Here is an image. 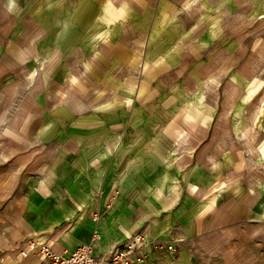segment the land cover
<instances>
[{
  "label": "crops",
  "instance_id": "0c3cea01",
  "mask_svg": "<svg viewBox=\"0 0 264 264\" xmlns=\"http://www.w3.org/2000/svg\"><path fill=\"white\" fill-rule=\"evenodd\" d=\"M100 1L109 12L106 27L116 33L118 28L125 29V35H116L114 46L108 49L113 59L128 61L131 73L143 62L141 73L150 79L145 83L153 84L157 82L155 77L163 75L169 83L166 89L185 100V112L178 119V128L183 130L173 138L177 147L171 162L158 164L151 175L152 166L150 169L143 160L137 164V173L149 186L142 183L141 195L135 192L140 195L135 200L141 206L139 216L128 195V218L134 221L128 227V237L121 239L111 235L105 214L98 220L91 216L98 208L94 201L91 209L89 206L95 189L100 193V167L86 169L84 163H77L63 168L53 163L51 150L48 154V148L35 146L38 121L33 113L37 103L22 101L23 115H17L14 108L9 110L12 115L1 121L8 126L0 131V252L28 235L45 234L51 236L57 252L69 255L91 242L98 230L101 238L94 246L96 256H108L117 245L142 232L148 241L162 240L166 247L159 250L152 246L140 264H155L163 251L178 255L185 264H196L200 258L221 264H264V127L257 124L256 114L246 120L235 118L245 126L230 131L227 117L231 111H223L218 119L207 111L212 104L227 106L235 90L244 92L252 80L256 87L264 73V53L258 54L257 62L253 59L250 66L244 62L231 69L228 66L229 58L238 61L240 53L238 49L229 57V51L246 38L245 25L232 23L239 20L245 0ZM258 1L251 8L256 13L253 21H264V0ZM214 5L221 18L211 31L210 21L203 18ZM20 14L7 0H0V81L21 73L29 76L27 68L43 55L47 35L44 37L32 16L20 18ZM15 24L20 30L17 37L11 33ZM233 27L237 29L233 31ZM241 58L244 61L243 55ZM85 68L83 65L80 71L84 73ZM26 83L17 85V94L31 89V80L28 87ZM10 86L0 85V107H4ZM224 89L232 90L221 100ZM84 108L79 105L80 110ZM213 123L216 127L212 129ZM251 123L260 131L246 132ZM42 150L44 156H39ZM86 170L93 173L86 177ZM25 172L34 174L28 177ZM128 173L132 175L133 169ZM90 179L91 185L86 188ZM174 241H178V254L167 249Z\"/></svg>",
  "mask_w": 264,
  "mask_h": 264
},
{
  "label": "rangeland",
  "instance_id": "374dc122",
  "mask_svg": "<svg viewBox=\"0 0 264 264\" xmlns=\"http://www.w3.org/2000/svg\"><path fill=\"white\" fill-rule=\"evenodd\" d=\"M7 1L16 14H20L19 10H21L20 18L23 15V18L32 16L38 22V27H42L39 29L43 30L44 37L47 35V38L46 44H43L41 49L43 55H40L36 63L29 65V69L27 68L29 76H23L21 73L0 81V85L12 84L8 88L12 90L5 92L4 107H0V131L8 126L1 121L2 118L12 115L9 110L15 108L14 112L17 115H23L22 101L34 100L37 106L33 116L38 121L35 125L38 144L35 146L38 149L48 148V154L51 150L52 162L60 164L63 168L77 163H84L86 169L92 166L94 169L100 167V193L95 189V196H92L89 206L91 209L94 201L98 208L97 213L92 212L91 216L95 218V215H98L101 218L105 214L109 220L111 235L119 236L121 239L127 238L128 227L134 221L132 220L134 218H128V206L131 207L128 204V195L132 196L130 203L132 202L133 207L136 206L139 216L141 206L135 204V200L140 198L141 184L149 186L137 173L139 167L137 164L142 163L143 160L145 164L150 165V169L152 166V172H149L151 175L156 172L158 164L171 162L175 152L174 146L177 147V141L173 138L183 130L182 127L178 128V119L185 112V100L175 97L171 89H166L169 83H165L164 77H161L163 75L155 77L157 82L153 84L145 83L150 79L145 73H141L143 62H140L131 73L128 72V61L122 63L113 59V54H109L108 49L114 46L112 44L115 38L117 40L116 35H125V29L118 28L116 33L106 27L109 12L105 10L106 5L100 0ZM256 2L245 0L246 6L239 13V20L236 18L232 21L234 26L238 23L239 26L245 25L244 41L247 40L245 45L244 41L236 43L229 51L228 55L232 57L238 49L240 50L238 61L229 58V69L234 64L243 62L250 66L253 59L257 62L258 54L264 53V21H253L256 13L251 9ZM137 17L141 18V16ZM219 17L221 18V12L214 5L203 19L210 21L213 27L210 30L213 31L218 27ZM256 24H259L260 31L257 30ZM232 29L235 31L237 28ZM11 33L15 37L20 35L17 24ZM45 47H47L46 56H44ZM241 55L244 56V61ZM46 63H51L52 66L49 64L50 67L46 68ZM83 65L86 66L84 73L80 71ZM77 74L79 79L76 77ZM25 83L26 87L30 85L31 89L28 88L29 91H26L25 88L17 94V85L20 87ZM207 83L210 84V81ZM262 83H264V73L260 76L256 87L252 85L254 84L252 80L251 87L248 85L244 92L235 90L234 101L230 99L227 106L226 103L221 106L212 104L207 109L209 115L218 119L223 111H231L227 117L229 123L228 120L225 122L229 130L234 132L245 126L244 122L236 123L238 120L235 118L243 117L246 120L254 118L256 114L257 124L264 127ZM228 92L224 89L221 100L225 98L223 94ZM204 93L205 91H202L201 95L206 96ZM80 104L85 106L84 111L79 109ZM230 104L234 106L231 108ZM91 105H94V108L89 110L88 106ZM39 120L42 122L39 123ZM211 126L213 129L216 124L213 123ZM43 134L44 138L41 136ZM174 142L176 145H173ZM44 153L45 151L42 150L39 156H44ZM131 168L133 174L129 175L128 170ZM84 173L88 177L93 171L86 170ZM33 174L29 175L25 172L28 177H32ZM63 174L66 175L67 172ZM128 183H131L129 188ZM89 185L91 179L86 181V188ZM41 235L47 239L51 238L45 234ZM160 241L162 245L159 246L162 247L158 249H165L166 244L162 240L158 242ZM155 264L185 263L178 255H170L163 251ZM196 264L221 263L200 258Z\"/></svg>",
  "mask_w": 264,
  "mask_h": 264
},
{
  "label": "built area",
  "instance_id": "2783aa9c",
  "mask_svg": "<svg viewBox=\"0 0 264 264\" xmlns=\"http://www.w3.org/2000/svg\"><path fill=\"white\" fill-rule=\"evenodd\" d=\"M99 216L95 215V220ZM101 235L95 230L91 242L83 244L71 254L59 253L51 238L33 234L24 237L10 248L0 252V264H140L144 262L150 248L158 249L161 241H148L145 234L137 232L124 243L117 245L108 256H96L95 243ZM178 241L167 246L172 252L178 251Z\"/></svg>",
  "mask_w": 264,
  "mask_h": 264
},
{
  "label": "bare ground",
  "instance_id": "6f19581e",
  "mask_svg": "<svg viewBox=\"0 0 264 264\" xmlns=\"http://www.w3.org/2000/svg\"><path fill=\"white\" fill-rule=\"evenodd\" d=\"M118 11V10H117ZM209 81V80H208ZM207 81V82H208ZM253 130H255L256 132H259L260 131V129L259 128H257L255 125H254V123H251L248 127H247V129L245 130L246 132H248V131H253ZM260 146V145H259ZM179 164H180V162H179Z\"/></svg>",
  "mask_w": 264,
  "mask_h": 264
}]
</instances>
